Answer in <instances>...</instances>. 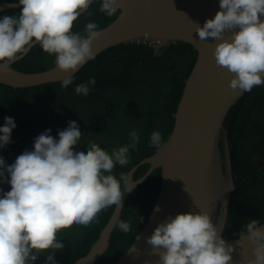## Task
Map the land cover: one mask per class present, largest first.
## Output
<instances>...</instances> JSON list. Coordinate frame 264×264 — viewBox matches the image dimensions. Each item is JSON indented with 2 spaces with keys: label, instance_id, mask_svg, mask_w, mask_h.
<instances>
[{
  "label": "clouds",
  "instance_id": "obj_1",
  "mask_svg": "<svg viewBox=\"0 0 264 264\" xmlns=\"http://www.w3.org/2000/svg\"><path fill=\"white\" fill-rule=\"evenodd\" d=\"M94 2L17 0L13 7L22 6L20 13L0 17V73H11V65L37 44L54 55L56 68L63 73H75L94 59L92 45L103 30L88 22L83 33L73 31L74 23ZM120 4L121 0H100L99 10L111 17ZM262 16L264 0H219L215 17L202 27L196 24L200 41H215V63L232 75L229 87L233 91L250 92L264 85ZM61 83L67 88L73 76ZM95 84V77H90L75 92L88 95ZM4 119L0 148L11 142L16 127L12 117ZM50 132L36 137L34 149L25 150L11 165L0 156V183L10 184L11 189H0V264H34L43 253H48L44 264H56L55 252L65 246L58 238L62 230L99 223V214L113 205L123 206L124 194L133 188L127 174L121 173L118 179L112 173L117 165L130 162V150L140 141L135 129L129 133L130 142L111 153L95 142H89L86 151H75L82 136L75 121L58 131V139ZM149 146L164 147L159 131L151 133ZM117 226L124 233L131 230L130 221L121 220ZM245 240L253 246L254 257L245 264H264V225L255 219L244 225L239 242ZM146 243L158 255L157 264H231L235 250L207 211L169 215Z\"/></svg>",
  "mask_w": 264,
  "mask_h": 264
},
{
  "label": "trees",
  "instance_id": "obj_2",
  "mask_svg": "<svg viewBox=\"0 0 264 264\" xmlns=\"http://www.w3.org/2000/svg\"><path fill=\"white\" fill-rule=\"evenodd\" d=\"M99 8L100 0H95L88 9L91 15L83 13L73 31L83 33L88 22L97 23L101 29L120 13L118 10L110 17ZM20 11L0 12V17L18 15ZM196 58L197 51L184 41L172 42L159 52L152 42L134 41L118 44L96 56L67 88L62 87V81L24 88L0 84V126L5 117H12L16 124L11 142L0 148V156L6 165H11L25 150H33L35 138L46 130L51 129L49 134L58 139V131L66 129L69 121H75L82 134L75 151H86L88 143L95 142L111 153L113 148L128 144L129 133L135 129L140 141L135 150H130V162L117 165L112 173L118 179L121 173L128 175L136 163L156 150L157 147L149 146L151 133L159 131L163 144L172 131L185 80ZM53 65L54 55L45 53L39 45L15 64L30 72ZM90 77H95L96 84L90 86L88 95L77 94L75 87ZM226 128L237 185L226 227L233 238L254 219L264 223V85L247 92L233 107ZM221 148L224 149L223 142ZM148 166H141L135 178L143 175ZM161 175V169H156L133 190L120 219L130 221L131 230L124 233L117 226L109 249L95 264L115 263L130 247L154 206ZM0 189L10 191V184L0 183ZM114 208L115 205L103 210L99 223L62 230L58 238L65 246L55 252L56 264H69L87 254ZM47 254L43 253L34 264H44Z\"/></svg>",
  "mask_w": 264,
  "mask_h": 264
},
{
  "label": "water",
  "instance_id": "obj_3",
  "mask_svg": "<svg viewBox=\"0 0 264 264\" xmlns=\"http://www.w3.org/2000/svg\"><path fill=\"white\" fill-rule=\"evenodd\" d=\"M15 3L0 1V12L22 7H13ZM119 11L111 23L101 28L100 37L93 42L95 57L121 43L149 41L159 52L172 42L184 41L194 47L197 58L185 80L173 128L164 147L156 148L128 171L133 188L124 194L123 206H115L87 254L69 264H95L102 258L111 245L112 235L131 193L159 168L161 184L154 206L130 247L112 264H157L159 257L153 254L146 238L169 215L174 218L177 214L198 211L209 212L222 238L233 245L231 264H245L247 259L254 258L253 246L247 240L239 242V236L232 238L226 232L237 189L226 121L247 92L230 89L232 75L215 63V41L211 38L200 41L195 32L196 24L202 27L207 19L215 17L219 0H121ZM261 19L264 20V16ZM26 55L11 65V73H0V84L24 88L60 82L67 76L74 77L91 61L75 73H63L56 64L30 72L15 66ZM143 165H149L146 172L135 178ZM157 206L159 211L155 210ZM138 235L139 239L136 238Z\"/></svg>",
  "mask_w": 264,
  "mask_h": 264
},
{
  "label": "flooded vegetation",
  "instance_id": "obj_4",
  "mask_svg": "<svg viewBox=\"0 0 264 264\" xmlns=\"http://www.w3.org/2000/svg\"><path fill=\"white\" fill-rule=\"evenodd\" d=\"M0 1H9V0H0ZM9 2H11V1H9ZM12 2H17V1H12ZM15 9H21V8H15ZM1 12H6V11H1ZM37 45H39V44H37ZM35 46H36V45H35ZM35 46H34V47H35ZM34 47H33V48H34ZM33 48H32V49H33ZM32 49H31V51H32ZM31 51H30V52H31ZM30 52H29V53H30ZM29 53H28V54H29ZM28 54H27V55H28ZM229 137H230V135H229Z\"/></svg>",
  "mask_w": 264,
  "mask_h": 264
},
{
  "label": "bare ground",
  "instance_id": "obj_5",
  "mask_svg": "<svg viewBox=\"0 0 264 264\" xmlns=\"http://www.w3.org/2000/svg\"><path fill=\"white\" fill-rule=\"evenodd\" d=\"M234 216V215H233Z\"/></svg>",
  "mask_w": 264,
  "mask_h": 264
}]
</instances>
